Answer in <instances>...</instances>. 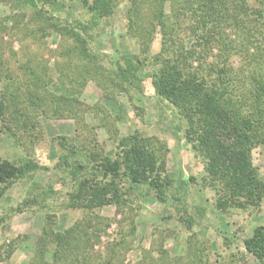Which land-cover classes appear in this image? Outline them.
Returning <instances> with one entry per match:
<instances>
[{"label": "rangeland", "instance_id": "374dc122", "mask_svg": "<svg viewBox=\"0 0 264 264\" xmlns=\"http://www.w3.org/2000/svg\"><path fill=\"white\" fill-rule=\"evenodd\" d=\"M57 1L64 6L0 0V159L39 167L0 187V264H28L42 229L75 225L89 234L83 244L89 264H264L242 243L264 223V199L245 204L231 194L225 176L211 174L207 157L185 139L178 109L154 90L158 64L152 56L160 49V32L152 34L140 81L128 86L117 77L119 56L142 59L144 48L126 34L128 3L120 1L96 28L82 31L75 23L90 18L87 6ZM248 6L235 13L246 44L260 49L264 25L253 20ZM186 24L175 26V36L178 45L199 53L192 61L199 76L213 81L225 60L248 80L253 49L220 44L219 50L218 43L193 37ZM75 33L85 42L78 43ZM229 35L223 34L226 43L242 40ZM135 134L151 139L161 175L172 180L165 200L146 186L129 190L121 178L114 202L69 206L74 182L59 161L66 152L60 138L80 150L71 163L90 166L100 157H117L119 139ZM250 154L264 180V142H256Z\"/></svg>", "mask_w": 264, "mask_h": 264}, {"label": "trees", "instance_id": "16d2710c", "mask_svg": "<svg viewBox=\"0 0 264 264\" xmlns=\"http://www.w3.org/2000/svg\"><path fill=\"white\" fill-rule=\"evenodd\" d=\"M38 1L26 0L32 6H36ZM42 1L56 4L57 8L64 6L57 0ZM81 1L87 6L90 18L86 22L76 21L75 27L84 31L96 28L103 18L111 16L122 0ZM124 1L128 3L126 34L141 40L144 48L141 49L142 59L134 53L119 56L116 73L120 82L128 86L138 84V72L144 64L153 35L160 32V49L152 56L158 64L151 80L156 94L178 109L185 121L184 137L192 143L193 149L207 157V170L214 175L223 174L230 193L244 198L245 204H260L264 199V180L252 166L250 152L256 142H264V39L260 42V49L246 44L250 41L243 36L235 12L250 5L249 14L261 28L264 25V0ZM185 23L190 25L193 37L210 43L214 41V44H219V50L220 44L224 49L229 45L246 47L247 51L253 49L247 54L254 62L248 80L242 71L227 65L225 60L213 81L199 76L198 71L192 69V61L199 53L177 44L175 32L178 28L175 26ZM145 24H149L151 30ZM225 32L228 36L242 35V40L241 36L239 40L233 36L230 44L226 43ZM75 35L78 43L85 42L78 33ZM84 52L86 54V48ZM168 53L171 55L167 56ZM150 140L140 134L121 137L119 145L122 148L117 157H100L92 165L85 166L77 160L70 162L69 158L79 155L77 150H80L71 145L68 138L61 137L60 142L66 152L59 154V161L74 182L69 206L90 209L114 202L120 197L116 179L121 178L129 190L146 186L156 190L164 201L172 180L161 175L163 170L157 165ZM35 168L39 167L30 161L17 165L0 159V187ZM89 239L88 232L78 225L60 231L42 229L28 264H89L88 249L83 246ZM242 243L247 253L263 263L264 223L255 225Z\"/></svg>", "mask_w": 264, "mask_h": 264}]
</instances>
